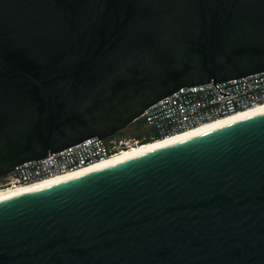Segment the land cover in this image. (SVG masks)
<instances>
[{
	"label": "water",
	"instance_id": "1",
	"mask_svg": "<svg viewBox=\"0 0 264 264\" xmlns=\"http://www.w3.org/2000/svg\"><path fill=\"white\" fill-rule=\"evenodd\" d=\"M264 72V0H0V179ZM0 264H264V110L0 200Z\"/></svg>",
	"mask_w": 264,
	"mask_h": 264
},
{
	"label": "built area",
	"instance_id": "2",
	"mask_svg": "<svg viewBox=\"0 0 264 264\" xmlns=\"http://www.w3.org/2000/svg\"><path fill=\"white\" fill-rule=\"evenodd\" d=\"M217 86L230 96L222 97L213 83L182 88L153 104L137 118L133 124H140L141 130H147L142 138L134 136L139 132L135 130L106 139H87L45 159L17 166L0 179V192L78 173L136 147L264 105V72Z\"/></svg>",
	"mask_w": 264,
	"mask_h": 264
},
{
	"label": "bare ground",
	"instance_id": "3",
	"mask_svg": "<svg viewBox=\"0 0 264 264\" xmlns=\"http://www.w3.org/2000/svg\"><path fill=\"white\" fill-rule=\"evenodd\" d=\"M261 110H264V105H261V106H259L257 108L250 109V110H247V111H242V112H240L238 114H235V115H232V116H229V117H226V118H222V119L216 120L214 122H211V123L202 125L200 127H197V128H195L193 130L173 135V136H171L169 138H166V139L150 142V143H147V144H145L143 146L136 147L133 150H129V151H127V152H125V153H123V154H121V155H119L117 157H114V158H112L110 160H107V161L98 163L96 165H93V166H91L89 168H86L83 171H80L78 173H74V174H70V175H67V176L58 177V178H55V179H52V180H48V181H45V182H42V183H39V184L32 185L30 187H23V188H18V189H15V190H9L8 192H0V200L6 199V198H9V197H12V196H16V195H19V194H22V193H25V192H29V191H32V190H35V189H38V188H41V187L50 186V185H54V184L65 182V181H67V180H69L71 178H74V177H77V176H80V175H84V174L99 170L101 168H104V167H107L109 165H112V164H115L117 162H120V161H123L125 159H128L130 157H133V156L139 155L141 153L153 150L155 148H158L160 146L169 144L171 142H174V141H177V140H180V139H184V138L196 135L198 133L210 130L212 128L224 125L226 123L232 122L234 120H237L239 118H242L244 116H247L249 114H252V113H255V112H258V111H261Z\"/></svg>",
	"mask_w": 264,
	"mask_h": 264
},
{
	"label": "trees",
	"instance_id": "4",
	"mask_svg": "<svg viewBox=\"0 0 264 264\" xmlns=\"http://www.w3.org/2000/svg\"><path fill=\"white\" fill-rule=\"evenodd\" d=\"M141 125L140 124H133L131 125V127L126 130V131H123V132H120V134H127L131 131H135V130H138L139 132L138 133H134V136L136 137H139V138H142L143 137V134L147 131L146 129L143 131L141 130Z\"/></svg>",
	"mask_w": 264,
	"mask_h": 264
}]
</instances>
